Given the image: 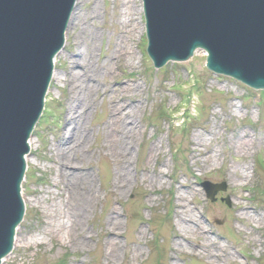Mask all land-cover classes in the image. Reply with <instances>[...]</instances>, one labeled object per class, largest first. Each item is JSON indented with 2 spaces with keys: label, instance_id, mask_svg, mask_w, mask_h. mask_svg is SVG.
I'll return each instance as SVG.
<instances>
[{
  "label": "rangeland",
  "instance_id": "rangeland-1",
  "mask_svg": "<svg viewBox=\"0 0 264 264\" xmlns=\"http://www.w3.org/2000/svg\"><path fill=\"white\" fill-rule=\"evenodd\" d=\"M146 42L141 0L77 1L30 140L25 216L5 264H264V221L253 219L257 212L264 215V91L209 72L203 51L189 62L155 69ZM129 52L131 63L125 58ZM75 57L88 58L100 71L95 80L82 64L75 69L80 76L72 93H87L90 81L94 86L76 108L78 117L85 109V119L75 117L86 131L90 155L66 162L57 150L84 148L81 138L63 139L72 127L71 83L65 78ZM123 87L130 88L122 92ZM117 105L122 112L139 107L132 118L137 128L124 140L128 184L120 175V153L110 152L111 138L122 133L107 126ZM197 134L208 146L194 152ZM240 141L246 142L245 155L236 146ZM152 145L158 155H151ZM59 164L94 181L96 200L79 226L68 221L66 205H73L74 196L73 206L80 209L90 185L62 182ZM245 166L246 176L236 178L233 171ZM203 183L219 185L212 198ZM180 194L203 224L188 238L179 231ZM113 219L118 227L105 226ZM110 243L119 247L117 258L109 256Z\"/></svg>",
  "mask_w": 264,
  "mask_h": 264
},
{
  "label": "water",
  "instance_id": "water-1",
  "mask_svg": "<svg viewBox=\"0 0 264 264\" xmlns=\"http://www.w3.org/2000/svg\"><path fill=\"white\" fill-rule=\"evenodd\" d=\"M76 2L0 0V264L24 218L21 186L29 140L43 114L53 61L65 45ZM143 2L146 47L157 69L203 50L210 71L264 89V0ZM206 186L210 198L219 190Z\"/></svg>",
  "mask_w": 264,
  "mask_h": 264
},
{
  "label": "bare ground",
  "instance_id": "bare-ground-1",
  "mask_svg": "<svg viewBox=\"0 0 264 264\" xmlns=\"http://www.w3.org/2000/svg\"><path fill=\"white\" fill-rule=\"evenodd\" d=\"M79 1V0H77ZM130 3V2H129ZM76 40V39H75ZM78 42V40H76ZM79 45H77L78 47ZM124 46L127 48V44ZM198 52V51H197ZM132 57H134V55H132L130 52L129 54H127L125 56V58L127 59L128 62H132ZM82 64L83 68L85 71L83 72H90L92 73V75H89L90 77H92V79L95 78L98 79V74H97V77L95 74L96 70H97V73H99V68H94V67H90V62L88 61V58H83L82 60H79L77 59L76 57L73 58L70 62V69H69V75L66 76L65 78V82H69L71 83V95H72V98H70L69 100V112H68V116H67V124H70L72 125L71 129H68L65 133H64V138L65 141L68 140V137L70 136V138L72 139H75V138H81L80 140L82 141L83 143V147L85 146V143H87L88 139L87 137H84L85 134H86V131L83 130V127H80L77 122L75 121L76 118H78L79 120L83 121L85 119V109H83L81 112H79V117L76 116L78 112H76V108H78V106L80 104H82L81 100H87L89 94L91 95V88L93 89V81L91 82L90 81V85L92 86H88L87 87V93L83 92V93H78L77 91L72 93V88H73V83L76 81V79L78 80L79 76H80V73H76L75 72V69L76 67H80ZM109 63L103 65L104 66H108ZM101 69V68H100ZM103 69V68H102ZM86 78H88V76H86ZM67 83V84H69ZM130 87H123L121 90L122 92H128ZM137 90V89H136ZM88 96H87V95ZM113 108H115L114 110H112V114H114L112 116V120H111V123L107 124V126H114V127H118L119 129H116V131H122V133H120L121 136L119 137H112L111 138V142H110V145L112 144L113 146V150L110 151L113 155V157L117 156L119 153V156H118V161H119V165L122 166L119 167V169L122 171L121 172V176H124V182L126 184H128L130 181V174L129 172H127L129 169H125V159L127 157V153H128V150H124L123 149L125 148V138L127 136V134H132L134 133V131L136 130L137 126H135V123L134 121H132V118H134L135 114L137 113V110L139 109V107L135 106V107H132L129 109V113L128 112H122V107L120 106H113ZM118 114H121L119 117L117 116ZM76 117V118H75ZM132 121V122H131ZM121 126V127H119ZM110 127V128H111ZM205 137H202V135H196V139H195V144H196V149H194V152L198 151V150H201V148H207V144H206V140L204 139ZM80 141V142H81ZM30 145L31 147L33 146L32 144V141L30 142ZM76 148H77V145H74ZM114 146H115V150H114ZM238 147L239 150L243 151L244 150V146H246V142H242L240 141V143H238L236 145ZM71 151H70V150ZM78 149V148H77ZM75 150L72 146L70 147H67V149L65 148H60L59 150H57V154H58V157L60 159H63V161H66V162H70V160L74 157L75 159H82L84 158L85 155H87L88 153V149H86V147L84 148H81L79 150ZM247 149H249V147L247 146ZM54 150V149H53ZM52 150V151H53ZM202 151V150H201ZM68 152H69V155H68ZM72 152V153H71ZM159 150L157 148L156 145H152V148H151V155H158L159 154ZM71 153V154H70ZM240 153V152H239ZM89 154V153H88ZM245 155L246 154V151L242 152V155ZM90 155V154H89ZM27 159V163L29 164V160L28 158ZM68 170V171H67ZM65 171L67 173H65ZM248 172V169L247 167H239V168H236L233 173L235 174V177L238 178L239 176L237 175V173H240V176H246ZM56 175L58 176L59 179H61L62 182H65V180L67 181H71V183H73V185L76 187V188H80V185L78 182H82L84 184H86L87 182L89 183V190L87 192V196L81 200L82 202V205H81V208L79 209L78 207L76 206H73L74 203H75V198L73 196V200L71 201L73 205H66V208L71 211V213H69V216H68V221H72V224H76L77 226L80 225L82 219H87L88 218V211L90 210V206H92L93 204V201L96 200V195L94 194L95 191H94V181L93 179H88V177L90 178L89 174L88 173H81V174H75V175H72L69 171V165H66V164H59L58 166V170H57V173ZM151 182L154 184V181L153 179H151ZM24 185V184H23ZM22 185V187L24 188V186ZM126 187V185H125ZM75 188V189H76ZM75 189H74V192H75ZM185 194V193H184ZM184 194H180L179 197H178V202H177V205H178V212H177V217L181 216V218L178 220L180 222V227H179V231L185 236V238H188L189 236H192L193 234H199V231L200 229L202 230V222L194 219L196 218V215H195V210H191L189 207H187L186 202L189 203V200H187V198H185V195ZM22 195H23V191H22ZM23 200H24V197H23ZM25 202V200H24ZM191 204V203H190ZM258 214L253 216V219L254 217L255 218H258L257 220H259V222H262L264 221V215L263 214H259L260 212H257ZM245 215H247V217L250 218V213L247 211L244 213ZM76 215H77V218H76ZM107 223L109 224V226L112 228V229H115L116 227L119 226V222L118 220H112L110 222H107L105 221V226H108ZM72 228H74L72 226ZM74 231V229H73ZM79 234L80 235V231L78 230ZM179 245H181L180 243H178ZM177 244V246H178ZM85 245V244H84ZM109 247L113 248V250H111L110 252V258L114 259L115 257L117 258L118 257V245L117 244H114V243H110L109 244ZM9 257L6 258L5 260H3L2 264H5L7 261H8Z\"/></svg>",
  "mask_w": 264,
  "mask_h": 264
}]
</instances>
